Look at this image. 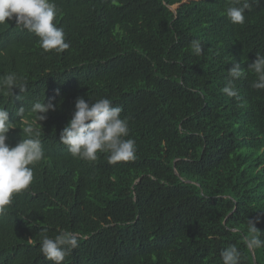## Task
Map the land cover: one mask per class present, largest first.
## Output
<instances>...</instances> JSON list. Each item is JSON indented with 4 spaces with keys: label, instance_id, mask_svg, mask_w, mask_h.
<instances>
[{
    "label": "trees",
    "instance_id": "trees-1",
    "mask_svg": "<svg viewBox=\"0 0 264 264\" xmlns=\"http://www.w3.org/2000/svg\"><path fill=\"white\" fill-rule=\"evenodd\" d=\"M54 2L70 45L61 53L14 20L0 25V80L27 81L24 92L0 89L7 143L31 124L44 152L0 216V264H53L40 245L60 231L78 237L62 264H222L230 245L240 264H264V246L244 242L249 220L264 240V89L247 69L264 55V0L242 25L226 16L233 0ZM234 63L239 99L222 91ZM80 96L122 107L135 159L69 152L60 131ZM49 101L55 110L38 121L32 105Z\"/></svg>",
    "mask_w": 264,
    "mask_h": 264
},
{
    "label": "clouds",
    "instance_id": "clouds-1",
    "mask_svg": "<svg viewBox=\"0 0 264 264\" xmlns=\"http://www.w3.org/2000/svg\"><path fill=\"white\" fill-rule=\"evenodd\" d=\"M261 0H233L225 13L233 24H244L246 10L250 11L253 4L259 5ZM57 7L54 0H0V25L15 21V25L22 26L39 37V45L45 51L55 50L61 53L70 47L65 41L62 27L54 23ZM191 48L196 55L202 53L200 40H193ZM248 70L255 73L257 79L252 87L264 89V55L256 54V59L248 64ZM244 75V68L240 63H234L228 69L230 79L222 91L230 97L239 99L234 81ZM27 81L18 78L16 73H9L0 80V89L19 88L26 90ZM59 94V90H57ZM55 105L36 102L32 105V112L36 113L38 121L45 120L49 110H55ZM122 107L114 106L109 98H101L89 103L84 97L76 98L75 110L70 121L60 131V141L68 147L74 157L88 161L97 160L98 153H110L109 163L129 161L135 159L136 144L128 137V119L121 118ZM13 128L9 121V110L0 107V216L7 213L14 194L28 189L33 182L34 173L30 165H34L44 157L39 133L31 124L23 131L28 138L22 139L15 146L7 143V133ZM249 235L244 242L249 250L264 246V240L259 238V230L255 222L249 220ZM78 247V237L71 231H60L54 237L44 235L40 251L45 259L53 264H62L65 257ZM222 264H240L241 253L235 245H230L221 252Z\"/></svg>",
    "mask_w": 264,
    "mask_h": 264
}]
</instances>
